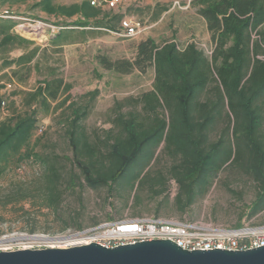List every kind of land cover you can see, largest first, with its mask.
I'll return each instance as SVG.
<instances>
[{
	"label": "trees",
	"instance_id": "16d2710c",
	"mask_svg": "<svg viewBox=\"0 0 264 264\" xmlns=\"http://www.w3.org/2000/svg\"><path fill=\"white\" fill-rule=\"evenodd\" d=\"M196 3L207 23L212 54L207 56L195 42L179 49L174 42L159 46L154 39H146L137 44L133 59L97 55L104 70L119 75H131L137 70L144 74L153 67L154 88L131 101L133 109L127 113L121 112L123 104L117 102L110 110L115 115L110 118L113 127L104 135L97 131L89 133L84 125L92 103L84 107L71 104L70 116L63 122L71 156H41L36 153L37 146L32 145L39 136L36 132L40 131L38 104L50 108L51 102H59L70 90L60 73L51 69L34 91L23 93L21 112L1 117L0 103V178L14 159L20 163L38 160L44 167V178L37 191L43 193L45 206L62 218L67 191L75 194L85 187L96 192L107 189L111 196L117 193L119 181L128 169H134V181H140L144 170L155 159L160 161L157 154L160 149L159 154L165 153L175 161L168 173L179 187L174 200L180 212L184 213L204 197L221 173L243 172L255 185L257 198L243 206L240 221L245 216L250 219L264 214V59L261 58H264V0ZM35 7L57 18V24L43 21L62 28L61 33L50 39L60 49L88 42L103 30L120 32L121 20L128 17L102 11L87 0L71 5L36 0ZM4 10L7 16L21 17ZM72 19L76 20L70 22ZM14 21L0 19V56L22 51L18 58L3 60L4 68L20 70L12 72L20 83L30 80L31 71L37 68L41 46L13 32L18 25ZM6 109L10 111L8 102ZM41 133L44 134L43 130ZM63 159L69 163L68 167L62 165ZM157 171L150 188L143 185L149 198L168 189L167 177L160 169ZM5 200V204L11 202L10 197ZM78 202L82 204L81 195ZM156 214L159 215L158 210ZM80 215L73 210L63 217L75 220ZM123 220L127 219L116 221ZM241 222L233 228L264 224ZM99 224L94 221L88 227ZM68 227H74L72 231L88 228L76 221L72 224L66 221L65 228Z\"/></svg>",
	"mask_w": 264,
	"mask_h": 264
},
{
	"label": "rangeland",
	"instance_id": "374dc122",
	"mask_svg": "<svg viewBox=\"0 0 264 264\" xmlns=\"http://www.w3.org/2000/svg\"><path fill=\"white\" fill-rule=\"evenodd\" d=\"M82 1L54 0L58 5H71ZM87 1L91 3L92 0ZM188 1H191L190 5L193 4L191 9L197 14L199 8L196 1L198 0H132L130 8L121 9L117 13L124 17L137 19L145 27L141 34L131 39L119 38L114 33L103 30L88 42L65 45L60 49L50 39L54 37V34L62 32L61 27H58L56 33L50 34V36L44 34L42 37L21 35L17 31V27H14L13 32L41 46L38 66L31 71L30 83L26 85L28 91H34L51 69L60 73L66 84L70 86V90L64 93L58 100L59 102H51L50 108L38 104L36 116H38L40 131L36 132V135H39L36 142H32V145L37 146L36 153L41 156L52 154L60 157L71 156L72 150L69 149L66 138V124L63 125V122L70 116L71 104L76 103L78 106L84 107L92 103L90 115L84 125L89 133L93 134L97 131L104 135L113 127L110 118L115 115L110 110L115 107L117 102L123 104L121 112L127 113L133 109L131 101L138 100L154 88L155 69L153 67L144 74L137 70L131 75H119L104 70L98 64L97 55H109L112 59H133L136 56L137 44L146 39H154L159 46H163L169 41H176L174 43L179 49H182L187 43L195 42L207 56L211 55L213 43H207L203 37L201 27L204 23L202 20L197 16H192L194 23L197 24L196 35L186 28V15L191 16ZM176 2L181 5L180 8L173 7ZM35 4L36 0H7L5 3L0 0V10L9 9L22 18L51 21L57 24L55 16L41 12L35 7ZM157 4L159 7L155 8ZM164 7L172 11L166 14L164 21H159L160 9ZM18 54L19 52H15L13 56L17 57ZM4 96L6 95L0 96V103H2L1 101L5 102ZM202 96L204 99L205 96ZM65 100L68 101L64 103ZM4 108L6 107L4 106ZM42 130L44 134L41 133ZM162 147L163 145L160 148ZM159 151L160 149L157 154L160 161L155 159L149 168L144 170L140 181L135 182L136 171L132 168L128 169L119 181L117 193H112L111 196L107 189L96 192L85 187L82 192L79 189L75 194L67 191L64 195L62 218L57 217L55 211L49 210L45 206L43 193L37 191L44 178L42 163L35 159H27L20 163L14 159L4 174L5 176L0 178V239L10 236H45L53 239L54 237H69L73 233L72 230L75 229L74 227L65 228L66 221L70 224L72 221H76L82 226L88 227L92 226L94 221L104 223L139 217L155 219L163 217L181 222L202 220L229 228L241 222L243 206L251 204L257 198L255 197L256 187L246 174L243 172L221 173L209 192L182 213L178 210L174 200L179 187L168 173L169 167L175 161L165 153L159 154ZM157 162H159L158 165ZM61 163L66 167L69 166V163L64 159L61 160ZM158 169L163 171L167 177L168 189L158 196L151 194L149 198V192L147 189L143 190V185L149 187V184L157 178ZM139 182H141L140 187L138 186ZM78 195H81L82 204L78 202ZM6 197L11 198L9 204H5ZM73 210H77L81 214L79 219L63 217ZM157 210L159 215L156 214ZM137 212H142L141 216L137 215ZM244 222L263 223L264 214L250 219L245 216L241 224ZM54 244L55 241H45L42 245Z\"/></svg>",
	"mask_w": 264,
	"mask_h": 264
},
{
	"label": "built area",
	"instance_id": "2783aa9c",
	"mask_svg": "<svg viewBox=\"0 0 264 264\" xmlns=\"http://www.w3.org/2000/svg\"><path fill=\"white\" fill-rule=\"evenodd\" d=\"M132 0H92L93 6L100 9L120 12L132 6ZM190 5V2H189ZM187 6V5H186ZM180 8L179 3L173 4ZM7 11H0V18H11L19 24L16 26L21 35L42 37L44 34H54L58 27L41 20L7 16ZM120 32L114 33L119 38H134L141 34L145 27L132 17H125L120 23ZM62 29V28H61ZM8 89L12 87L7 86ZM2 110L6 102L1 104ZM71 231V230H68ZM69 237H54L65 239L67 246L61 247L59 241L45 236L4 237L0 239V252H11L25 249L40 250L47 248L83 247L92 243L102 245L108 249L138 244L149 239H167L174 241L190 250H254L264 245V224L258 226L244 225L242 228L225 227L205 221L181 222L175 219L141 217L123 221L104 222L95 227H88L82 231H72ZM54 242V245L43 246V242Z\"/></svg>",
	"mask_w": 264,
	"mask_h": 264
},
{
	"label": "water",
	"instance_id": "95a60500",
	"mask_svg": "<svg viewBox=\"0 0 264 264\" xmlns=\"http://www.w3.org/2000/svg\"><path fill=\"white\" fill-rule=\"evenodd\" d=\"M0 264H264V245L254 250H190L156 238L113 249L92 243L0 252Z\"/></svg>",
	"mask_w": 264,
	"mask_h": 264
},
{
	"label": "crops",
	"instance_id": "0c3cea01",
	"mask_svg": "<svg viewBox=\"0 0 264 264\" xmlns=\"http://www.w3.org/2000/svg\"><path fill=\"white\" fill-rule=\"evenodd\" d=\"M190 3H191V1H190ZM157 7H159L158 4L155 5V8H157ZM191 7H193V4H191L189 8L191 9ZM160 10H161L160 11L161 13H159V15H158L159 16L158 17L159 21H161V20L164 21V19L166 17V14L168 12L172 11L171 9H166V7L161 8ZM189 13L191 14V16L190 15H186V19H185L186 28L190 29L193 32V34L196 35L197 30H198L197 29V24L194 23V21L192 19V16L199 17L202 20V22L204 23L202 25V27H201L203 29L202 30L203 37L205 38V41H207V43H211L212 44V41H211V38H210V33L208 31L207 23H205V20L202 18V16L199 14V12L197 13L198 14L197 15L191 9ZM169 42H172V41H169ZM174 42H176V41H174ZM188 44H190V43L185 44L183 46V48H185ZM21 54H22V51H19V54H18L17 58ZM5 58L13 59V58H16V57H14L12 54H10L9 56H5V57L0 56V96H3V94L6 95V96H4V98H5V101L8 102V105L10 107V111H8L7 109H5L3 111L1 109V113H3L1 115V117H5V116H7V114H10V116H13L12 115L13 112H16V113L21 112V110H22V100H23V97L25 96V94H23V93L28 92V87H26V85H28L30 83V80H28V79L25 82H20L19 83L17 81L16 77L13 76L12 72L13 71H20V70L17 67H5L4 68L3 60ZM8 85H10L12 88L8 89V87H7Z\"/></svg>",
	"mask_w": 264,
	"mask_h": 264
},
{
	"label": "bare ground",
	"instance_id": "6f19581e",
	"mask_svg": "<svg viewBox=\"0 0 264 264\" xmlns=\"http://www.w3.org/2000/svg\"><path fill=\"white\" fill-rule=\"evenodd\" d=\"M54 240L59 241V245H61V247H63V246H67V245L65 244L66 242H63L65 239H54Z\"/></svg>",
	"mask_w": 264,
	"mask_h": 264
}]
</instances>
